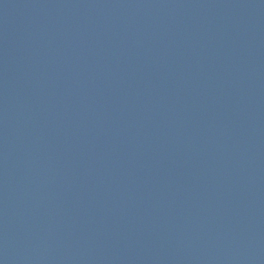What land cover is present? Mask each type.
<instances>
[{
    "label": "water",
    "instance_id": "1",
    "mask_svg": "<svg viewBox=\"0 0 264 264\" xmlns=\"http://www.w3.org/2000/svg\"><path fill=\"white\" fill-rule=\"evenodd\" d=\"M0 264H264V0H0Z\"/></svg>",
    "mask_w": 264,
    "mask_h": 264
}]
</instances>
